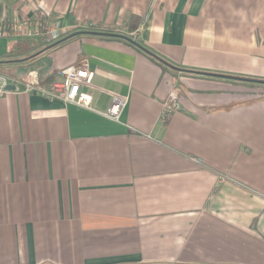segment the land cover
Listing matches in <instances>:
<instances>
[{"label": "crops", "instance_id": "obj_1", "mask_svg": "<svg viewBox=\"0 0 264 264\" xmlns=\"http://www.w3.org/2000/svg\"><path fill=\"white\" fill-rule=\"evenodd\" d=\"M40 10L64 36L121 37L79 36L17 78L86 63L96 110L128 101L117 124L0 97V264H264V0H0V23ZM0 41V61L27 42Z\"/></svg>", "mask_w": 264, "mask_h": 264}, {"label": "built area", "instance_id": "obj_2", "mask_svg": "<svg viewBox=\"0 0 264 264\" xmlns=\"http://www.w3.org/2000/svg\"><path fill=\"white\" fill-rule=\"evenodd\" d=\"M67 30L68 27L61 25L60 21L51 18L49 13L40 10L36 16L22 23H0V39L23 40L50 45L64 37ZM57 75V79L49 85L43 86L36 72H30L21 78H13L0 73V97L8 92L22 90V92L37 94L50 101L57 100L94 112L113 123H120L121 115L127 105V98L112 95L110 105L105 111L96 110L92 106L91 95L85 91V88L92 85L94 79V73L89 70L86 63L65 68ZM8 86H12L14 91H8ZM179 110L178 90L173 89L163 103L161 122H167L170 116Z\"/></svg>", "mask_w": 264, "mask_h": 264}, {"label": "trees", "instance_id": "obj_3", "mask_svg": "<svg viewBox=\"0 0 264 264\" xmlns=\"http://www.w3.org/2000/svg\"><path fill=\"white\" fill-rule=\"evenodd\" d=\"M76 32H91V30L87 29L85 31L82 30V31H76ZM76 32H73V33H76ZM69 35H67V36H69ZM67 36L62 37L60 40H62L63 38H66ZM77 37H79V36L67 39L64 42L59 43L58 45L54 46L53 48L61 46L64 43H66L72 39H75ZM34 48H35L34 44L30 43V41L17 42L8 54V55H10V60L0 61V73L11 76L13 78H17L16 70L21 67L19 64L32 60V58H31L32 56H37V54L39 55V53L45 49L44 48L41 51L39 50L37 52L35 51V52L31 53L30 51ZM53 48H51V49H53ZM138 49H140V48H138ZM164 69H166V68L164 67Z\"/></svg>", "mask_w": 264, "mask_h": 264}, {"label": "water", "instance_id": "obj_4", "mask_svg": "<svg viewBox=\"0 0 264 264\" xmlns=\"http://www.w3.org/2000/svg\"><path fill=\"white\" fill-rule=\"evenodd\" d=\"M80 35H81V36H82V35H96V36H102V37H118V38L121 37V36H119V35L104 34V33L76 32V33L70 34V35L67 36L66 38H63L62 40H59V41L56 42V43H53V44L49 45V46L46 47L42 52L50 50V49L53 48L54 46L58 45L59 43L64 42V41L67 40V39H70V38H72V37H76V36H80ZM134 44H135L136 46H138L136 43H134ZM42 52H40V53H42ZM40 53H39V54H40ZM37 55H38V54H37ZM33 57H35V56H32L31 58H33ZM166 67H168L170 70H174V71H177V72H180V73L189 74V73H187V72H184V71H182V70H178V69L173 68V67H171V66H166ZM193 73L198 74V75H199V74H200V75H205V76L224 77V76H221V75H213V74H206V73H198V72H193ZM229 79H235V78H229ZM244 81H248V80H244ZM259 83L264 84V82H259ZM7 90H8V91H14V88H13L12 86H8V87H7Z\"/></svg>", "mask_w": 264, "mask_h": 264}, {"label": "rangeland", "instance_id": "obj_5", "mask_svg": "<svg viewBox=\"0 0 264 264\" xmlns=\"http://www.w3.org/2000/svg\"><path fill=\"white\" fill-rule=\"evenodd\" d=\"M8 40H11V39H8ZM0 42H3V43H5L6 41H0ZM51 45V44H50ZM38 46H41V45H38ZM42 46H44V47H48L49 45H42ZM7 57V56H6Z\"/></svg>", "mask_w": 264, "mask_h": 264}]
</instances>
